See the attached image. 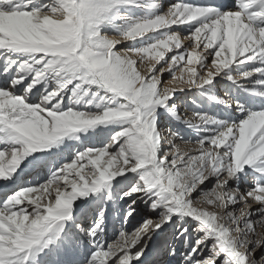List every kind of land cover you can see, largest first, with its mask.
I'll return each mask as SVG.
<instances>
[{
  "label": "snow or ice",
  "instance_id": "snow-or-ice-1",
  "mask_svg": "<svg viewBox=\"0 0 264 264\" xmlns=\"http://www.w3.org/2000/svg\"><path fill=\"white\" fill-rule=\"evenodd\" d=\"M0 264H264V0H0Z\"/></svg>",
  "mask_w": 264,
  "mask_h": 264
},
{
  "label": "rangeland",
  "instance_id": "rangeland-1",
  "mask_svg": "<svg viewBox=\"0 0 264 264\" xmlns=\"http://www.w3.org/2000/svg\"><path fill=\"white\" fill-rule=\"evenodd\" d=\"M167 78H168V76H167V74H165V79H167ZM177 95L178 96H184V94H181V93H178ZM186 98H188L187 99L188 105L192 106L190 104L189 96H186ZM129 202L130 201H127V200H124V201L118 200V201H116L113 204L114 205V210H113L114 211L113 212V215H114V219L113 220L114 221H113V223L111 225V228L108 229L109 228V219H107V224L108 225H106V233H105V239L107 241H112L116 237L118 230H120L122 227H124L123 222H122V218H123L124 212L126 211V209L128 207V203ZM138 210L140 211V216L137 217V220H134V221H132L131 224L127 225V227L129 229L132 228L140 220L141 217L150 215L147 212V210L145 208V205L143 203H140L139 201H138ZM209 210H213V209H209ZM109 215H110V213L108 212L107 216L109 217ZM89 224H91V220L89 221ZM152 255H153V253L150 251L148 253V258H151Z\"/></svg>",
  "mask_w": 264,
  "mask_h": 264
},
{
  "label": "bare ground",
  "instance_id": "bare-ground-1",
  "mask_svg": "<svg viewBox=\"0 0 264 264\" xmlns=\"http://www.w3.org/2000/svg\"><path fill=\"white\" fill-rule=\"evenodd\" d=\"M174 2H177V0H162V3H163V5L165 6V8L168 6V5H170L171 3H174ZM186 2H191V3H197V4H200V3H209V2H216V3H219L220 2V0H186ZM218 95H220V96H223V90L221 89L219 92H218ZM187 96H189V99L191 100V95L189 94V95H187ZM186 100L188 99V98H186V96L184 97ZM190 109L193 107V106H190V105H187ZM185 131V136H186V139H190L191 138V136H190V134L188 133V131L187 130H184ZM181 147H183V145H181ZM27 179H32V177H27ZM36 179H40V177H36ZM247 187V185H245V184H242L241 185V189L242 190H244L245 188ZM253 209H255L256 207H257V205H255V204H253ZM114 210V205L113 204H110V205H108V207H107V213L109 212L110 213V215H109V217L107 216V219H109V228L108 229H110L111 228V225H112V223H113V219H114V215H113V211ZM91 219H87L86 221H84L86 224H89V221H90ZM108 225V224H107ZM112 235V234H111ZM205 255H207V251L205 252Z\"/></svg>",
  "mask_w": 264,
  "mask_h": 264
}]
</instances>
